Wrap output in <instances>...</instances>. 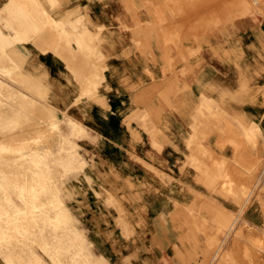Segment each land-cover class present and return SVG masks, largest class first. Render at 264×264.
Wrapping results in <instances>:
<instances>
[{"label":"crops","instance_id":"0c3cea01","mask_svg":"<svg viewBox=\"0 0 264 264\" xmlns=\"http://www.w3.org/2000/svg\"><path fill=\"white\" fill-rule=\"evenodd\" d=\"M170 1L0 0V82L75 135L86 163L72 182L75 208L115 217L113 195L143 246L156 242L121 254L96 244L109 263L182 264L174 225L236 215L264 227V0Z\"/></svg>","mask_w":264,"mask_h":264},{"label":"rangeland","instance_id":"374dc122","mask_svg":"<svg viewBox=\"0 0 264 264\" xmlns=\"http://www.w3.org/2000/svg\"><path fill=\"white\" fill-rule=\"evenodd\" d=\"M170 2L174 7L180 6L182 4H185L187 7V0H175L173 2ZM203 6V0L196 1L197 9ZM249 9L250 8H248V10ZM209 20H211L212 26H216L217 24L221 23V19L219 18H212L207 20L203 18H197L196 25L197 27H203L205 23L209 22ZM19 101L20 104H18ZM16 103L20 106L17 105L16 108L11 107L12 105L16 106ZM22 104L25 107H23ZM9 107L10 109L15 108L13 110L14 112L10 110ZM8 109L11 111V114L7 116L8 112L10 113ZM0 111L3 112V114L1 112L3 116L0 114L2 116H0V260L3 264H43L42 261H45L46 264H115L109 263L108 259L103 255V250H109L112 253L121 254L123 249H129V247L132 246L135 253H137V251H143V249L147 250L156 246V242L149 243L150 246L148 247L143 246V237L139 239L137 229L127 224L128 214L126 210L120 207L119 201H116V198L113 195L108 196L105 201L106 204L112 207L116 212L115 217L108 210L92 211L90 209L83 210L75 208V206L77 205V194L75 192V187L72 186V182L75 179L76 171L85 166L86 163L83 161L80 163L77 162V159L79 157L77 150L81 147L76 145L74 141L75 135L67 137L61 134V130L58 126L61 118L56 113V111L47 108L45 105H43V103L31 102L27 98L19 97L17 93L15 94L14 92H12L11 94V91L8 90V87L2 82H0ZM5 113L6 115H4ZM20 116L24 117L25 120ZM44 116L45 118L48 117V119H45ZM19 119L20 121H18ZM26 119L28 120V122L26 121ZM11 120L14 122V125ZM21 120H24L27 123L22 124ZM28 123L30 127H28ZM42 123L44 124V126ZM19 125H21L22 128H20L21 126ZM26 126L29 129H32H30L32 133H29L31 131L27 130ZM17 127L19 130L17 129ZM22 129L25 131H23ZM17 131L25 133L26 137H24L25 135L22 134L24 135H21L22 138L20 136L22 140L20 138H13L18 134ZM12 134L14 135L12 136ZM19 134L17 135L18 137ZM48 136L50 137L49 139H47ZM23 139L27 141H23ZM48 140H50L48 142V144L50 143V147L48 146V144H46V141ZM40 143L43 144L41 145ZM44 144L49 148L47 147L48 149H45ZM37 145H39L40 147L39 150L37 149L35 151ZM32 148H34V150ZM43 148L45 149L44 152L42 151ZM47 150L48 153L46 154L45 151ZM49 150L51 152H49ZM38 151L41 152V155H39ZM34 152L37 153V155ZM4 153L6 155H4ZM29 154L30 158L28 157ZM42 155L46 157L44 158ZM51 156L53 157L51 158ZM24 157L26 159H24ZM35 157L37 159L33 161L32 159H34ZM49 158L50 160L52 159L51 162ZM47 159L49 162H47L46 164L45 161ZM53 161H56V163H52ZM66 162L68 165L66 164ZM2 163L4 164L2 165ZM48 163L51 164L49 165V168ZM15 165L17 166L15 167ZM35 165H39L41 167ZM15 168L17 170H20L16 171ZM32 168L35 171H33ZM12 171L14 173H12ZM46 171H48L50 174ZM55 173L58 174L54 175ZM53 175L55 177H53L52 179ZM56 176H58V179H60L59 181L56 180ZM86 180L89 181L90 179L86 177ZM52 181H55V184L52 183ZM49 183L53 185L50 186ZM47 184L50 187L47 186ZM35 188H37V190ZM47 188L49 191H51V193L54 194L53 195L50 193L52 197L48 193L49 191L47 190ZM53 189L54 191H52ZM40 191L42 192L39 193ZM41 195H43L42 197L45 198L44 200H42L43 198L40 197ZM97 196L100 197V194H97ZM38 197L41 198V202ZM2 212L4 213L2 214ZM234 216L236 215H229L224 224L208 225L204 224V220H201L202 224L199 225H174L171 231L173 232V234L170 237L172 238L173 247L175 252L177 253V256L179 258L184 257V261L182 264H264V227H255L242 222L238 224V221H236L237 219ZM90 218H96L97 220L99 219L106 226L97 227L96 230H93L88 225H86V221H88ZM233 218L235 220H233ZM111 219H113L119 225V236L111 231L109 221ZM137 228L141 229L143 227L137 226ZM62 232L64 233V235L62 234ZM27 234L28 236H26ZM93 235H96L103 240L99 241V243H95L92 241ZM42 236L44 237L42 238ZM45 237H47V239H45ZM48 239L50 240V242ZM65 239L67 241H65ZM63 240L65 242H63ZM39 243H41L42 245ZM96 244H99L101 248H103V250L101 251L100 249H98V246ZM66 245L69 248H66ZM50 247L55 248V251ZM18 249L20 251L24 250V252H20ZM10 250L11 252H9ZM74 250L75 253H73ZM17 251L20 253H17ZM1 252H4V254ZM94 252L97 255H95ZM9 253L11 254L9 255ZM21 254L23 255V257ZM89 254H92L93 257H90ZM17 258L20 261L16 260ZM76 260L79 262H77ZM122 261L125 264H134L130 258H123Z\"/></svg>","mask_w":264,"mask_h":264},{"label":"bare ground","instance_id":"6f19581e","mask_svg":"<svg viewBox=\"0 0 264 264\" xmlns=\"http://www.w3.org/2000/svg\"><path fill=\"white\" fill-rule=\"evenodd\" d=\"M139 1H140V0H139ZM143 1H144V0H143ZM193 1H194V0H193ZM224 1H225V0H224ZM224 1H223V2H224ZM150 2H151V1H150ZM151 3H152V2H151ZM165 4H166V3H165ZM170 4H171V3H170ZM143 5H144V4H143ZM163 5H164V4H163ZM217 5H218V4H217ZM145 6H146V5H145ZM169 6H170V5H169ZM190 6H191V5H190ZM158 7H159V5L157 6V9H158ZM164 7H165V6H164ZM181 7H182V6H181ZM183 7H185V6H183ZM145 8H146V7H145ZM159 8H160V7H159ZM185 8L187 9L188 7H185ZM189 8H190V7H189ZM192 8H193V7H192ZM149 9H150V8H149ZM165 9H166V7H165ZM178 9H179V8H178ZM178 9H177V10H178ZM182 9H183V8H182ZM202 9H203V8H202ZM208 10H209V9H208ZM210 10H211V9H210ZM145 11H146V10H145ZM159 11H160V9H159ZM172 11H174V10H172ZM197 11H198V10H197ZM204 11H205V10H204ZM146 12H148V10H147ZM161 12L163 13V11H161ZM185 12H186V11H185ZM202 12H203V11H202ZM150 13H151V12H150ZM150 13H149V14H150ZM164 13H165V12H164ZM183 13H184V12H183ZM195 13H196V12H195ZM176 14H177V12H176ZM187 14H188V13H187ZM191 14H192V13H191ZM44 15H45V14H44ZM47 15H48V14H47ZM162 15H164V14H162ZM173 16H174V15H173ZM189 16H190V15H189ZM191 16H192V15H191ZM191 16H190V17H191ZM44 18H45V17H44ZM163 18H164V17H163ZM176 18H177V17H176ZM187 18H188V16H187ZM166 19H167V18H166ZM172 19L174 20L175 18H172ZM184 19H185V18H184ZM176 20H177V19H176ZM176 20H175V22H176ZM150 21H151V20H150ZM164 21H165V20H164ZM169 21H170V20H169ZM169 21H168V22H169ZM181 21H182V20H181ZM189 21H190V20H189ZM191 21H192V20H191ZM191 21H190V22H191ZM36 22H37V21H36ZM153 22H154V20H153ZM166 22H167V21H166ZM168 22H167V23H168ZM172 22H173V21H172ZM172 22H171V23H172ZM178 22H180V21L178 20ZM149 23H150V22H149ZM181 23H183V22H181ZM38 24H39V23H38ZM151 24H152V23H151ZM151 24H149V25H151ZM183 24H185V23H183ZM186 25H187V24H186ZM154 27H155V26H154ZM156 27H157V25H156ZM167 27H168V26H167ZM168 28H170V27H168ZM166 29H167V28H166ZM27 32H28V31H27ZM17 34H18V33H17ZM37 34H38V33H37ZM156 34H157V33H156ZM159 35H160V34H159ZM21 37H22V36H21ZM166 38H167V37H166ZM171 38H172V36H171ZM161 40H162V39H161ZM169 40H170V39H169ZM172 40H173V39H172ZM22 41H23V40H22ZM170 41H171V40H170ZM155 42H156V41H155ZM171 42H172V41H171ZM171 42H170V43H171ZM143 44L145 45V43H143ZM150 44H151V43H150ZM154 45H155V44H154ZM170 45H171V44H170ZM180 46H181V45H180ZM155 47H156V46H155ZM178 47H179V46H178ZM143 48H144V47H143ZM145 50H146V49H145ZM149 52H150V51H148L147 53H149ZM151 52H152V51H151ZM143 53H144V52H143ZM233 53H234V52H233ZM9 56H11V55H9ZM146 56H147V55H146ZM153 56H154V55H153ZM164 56H165V55H164ZM168 57H170V56H168ZM88 58H90V56H89ZM177 60H178V59H177ZM21 61H22V60H21ZM86 62H88V60H87ZM86 62H85V63H86ZM149 62H150V61H149ZM83 64H84V63H83ZM171 64H172V63H171ZM169 65H170V64H169ZM170 70H171V69H170ZM17 72H18V71H17ZM13 73H14V72H13ZM11 74H12V73H11ZM3 76H4V75H3ZM9 76H10V75H9ZM16 77H17V76H16ZM16 77H14V78H16ZM18 77H19V76H18ZM3 78H4V77H3ZM80 78L82 79V77H80ZM84 78H85V77H84ZM16 79H17V78H16ZM81 79H80V80H81ZM0 81H1V80H0ZM7 81H8V80H7ZM7 81H6V82H7ZM18 81H19V80H18ZM83 81H84V80H83ZM84 82H85V81H84ZM8 83H9V82H8ZM149 85H150V84H149ZM151 85H152V84H151ZM154 85H155V84H154ZM8 86H9V85H8ZM11 86H12V85H11ZM147 87H148V86H147ZM147 87H146V88H147ZM153 87H154V86H153ZM27 88H28V87H27ZM146 88H145V90H146ZM150 88L153 89L151 86H150ZM14 89H16V88H14ZM20 89H22V88H20ZM24 89H25V88H24ZM147 89H148V88H147ZM151 89H150V90H151ZM11 90H12V89H11ZM150 90L148 89V90H146V91L149 92ZM258 90H259V89H258ZM15 91H16V90H15ZM17 91H18V90H17ZM24 91H25V90H24ZM143 91H144V89H143ZM25 92H26V91H25ZM83 92H84V91H83ZM148 92H147V93H148ZM26 93H27V92H26ZM145 94H146V92H145ZM147 95H149V94H147ZM159 95H160V94H159ZM159 95H158L157 97H159ZM18 96L21 97L20 95H18ZM150 96H151V94H150ZM148 97H149V96H148ZM148 97H146V98L148 99ZM89 98H90V97H89ZM147 99H146V100H147ZM157 99H158V98H157ZM21 100H22V99H21ZM159 101H160V100H159ZM15 102H17V101H15ZM147 102H148V100H147ZM18 104H20V101H19ZM18 104L16 103V106H15V105H14V106H13V105H12V106L10 105V106L16 108ZM18 106H20V105H18ZM22 106H23V104H22ZM23 107H25V106H23ZM15 108L10 109V107H9V109L12 110V111H13ZM31 108H32V106H31ZM33 108H34V107H33ZM35 108H36V107H35ZM9 109H8V111H10ZM20 110H21V109H20ZM25 110H26V109H25ZM216 110H217V109H216ZM21 111H22V110H21ZM21 111H20V112H21ZM1 112H2V111H0V114H1ZM5 112H6V111H5ZM13 112H14V111H13ZM30 112H31V111H30ZM32 112H33V110H32ZM219 112H220V111H219ZM22 113H23V112H22ZM2 114H3V112H2ZM2 114H1V115H2ZM9 114H11V111H10V113L8 112L7 116H8ZM221 114H222V113H221ZM1 115H0V116H1ZM4 115H6V113H5ZM23 115H24V114H23ZM40 115H41V114H40ZM2 116H3V115H2ZM2 116H1V117H2ZM33 116H36V115H33ZM52 116H53V115H52ZM220 116H221V115H220ZM10 117H11V116H10ZM20 117H22V116H20ZM49 117H50V116H49ZM218 117H219V115L217 114V118H218ZM223 117H225V116L223 115ZM18 118H19V117H18ZM22 118H24V117H22ZM42 118H43V117H42ZM44 118H45V116H44ZM210 118H211V117H210ZM210 118H209V119H210ZM7 119H8V118H7ZM45 119H48V117L45 118ZM219 119H220V117H219ZM222 119H223V118H222ZM5 120H6V119H5ZM24 120H25V118H24ZM24 120H23V121L21 120V121H22V124H26V123L28 122L27 119H26L27 122L24 121ZM29 120H30V119H29ZM204 120H205V119H204ZM210 120L212 121V119H210ZM210 120H209V121H210ZM18 121H20V119H19ZM11 122H13V121L11 120ZM41 122H42V121H41ZM212 122H214V121H212ZM52 123H53V122H52ZM208 123H209V125H210L211 122H208ZM221 123H222V122H220V124H221ZM20 124H21V123H20ZM42 124H43V123H42ZM42 124H41V127H42ZM13 125H14V122H13ZM13 125H12V126H13ZM28 125H29V123H28ZM28 125H27V126H28ZM0 126H1V125H0ZM19 126H21V125H19ZM19 126H18V127H19ZM23 126H24V125H23ZM27 126H26L27 130L31 131L32 129L30 128V129H31V130H30V129L28 128V127H30V125H29L28 127H27ZM31 126H32V125H31ZM35 126H36V125H35ZM43 126H44V124H43ZM18 127H17V129H18ZM2 128H4V127H2ZM20 128H22V126H21ZM15 129H16V128H15ZM33 129H35V128H33ZM38 129H39V128H38ZM38 129H37V130H38ZM40 129H41V128H40ZM18 130H19V129H18ZM22 130H23V129H22ZM22 130H21V131H22ZM37 130H35V131H37ZM23 131H25V130H23ZM23 131H22V132H23ZM43 131H44V130H43ZM14 132H16V131H14ZM19 132H20V131H19ZM19 132L17 131L18 134H19ZM12 133H13V132H12ZM17 133H16V134H17ZM29 133H32V131L29 132ZM0 134H1V133H0ZM18 134H17V135H18ZM22 134L25 135V133H21V132H20L19 137H18L17 135H15L13 138H15V139H16V138L19 139L20 136H21ZM13 135H14V134H12V136H13ZM24 135H22V136H24ZM33 135H34V133H33ZM16 136H17V137H16ZM22 136H21V138H22ZM29 136H30V134H29ZM4 137H5V136H4ZM24 137H26V135H25ZM52 137H53V136H52ZM52 137H51V138H52ZM21 138H20V139H21ZM27 138H28V137H27ZM29 138H30V137H29ZM49 138H50V137L48 136L47 139H49ZM160 138H162V137H160ZM43 139H44V138H43ZM21 140H22V139H21ZM21 140H19V141H21ZM45 140H46V139H45ZM162 140H164V139H162ZM23 141H27V140H24V139H23ZM42 141H43V140H42ZM49 141H50V140L46 141V144H48ZM51 141H52V140H51ZM165 142H166V140H165ZM43 143H44V142H43ZM43 143H42V144H43ZM32 144H33V143H32ZM37 144H38V142H37ZM40 144H41V143H40ZM40 144H39V145H40ZM42 144H41V145H42ZM34 145H35V144H34ZM39 145L36 146L37 148L35 149V151H36L37 149L39 150V147H40ZM48 146L50 147V143L48 144ZM48 146H47V147H48ZM51 146H52V145H51ZM170 146H171V145H170ZM32 147H33V146H32ZM41 147H42V146H41ZM44 147H45V149L47 148L45 144H44ZM49 147H48V148H49ZM48 148H47V149H48ZM193 148H194V147H193ZM32 149L34 150V148H32ZM41 149H42V148H41ZM45 149L43 148L42 151L44 152ZM189 149H191V147H190ZM202 150H203V149H202ZM40 151H41V150H40ZM40 151H38V152H39V155H41L40 153L42 152V151H41V152H40ZM190 151H191V150H190ZM190 151H189V152H190ZM205 151H206V149H205ZM43 152H42V153H43ZM45 152H46V154H47V153H48V150L45 151ZM49 152H51V151L49 150ZM30 153H31V152H30ZM34 153H35V152H34ZM191 153H193V152H191ZM200 153H201V152H200ZM206 153H207V152H206ZM35 154L37 155V153H35ZM43 154H44V153H43ZM46 154H45V155H46ZM2 155H3V153H2ZM4 155H6V154L4 153ZM17 155H18V154H17ZM26 155H27V154H26ZM33 155H34V154H33ZM33 155H31V156H33ZM36 155H35V156H36ZM50 155H51V153H50ZM56 155H57V154H56ZM196 155H197V154H196ZM205 155H206V154H205ZM205 155H204V156H205ZM243 155H244V154H243ZM18 156H19V155H18ZM29 156H30V154L28 155V157H29ZM42 156L44 157V155H42ZM42 156H41V157H42ZM53 156H54V155H53ZM53 156H51V158H52ZM204 156H203V157H204ZM5 157H6V156H5ZM16 157H17V156H16ZM36 157H38V156H36ZM36 157H35L34 159H32V160L34 161L35 159H37ZM45 157H46V156H45ZM45 157H44V158H45ZM197 157H198V156H197ZM201 157H202V156H201ZM203 157H202L201 160L206 161L205 159H203ZM29 158H30V157H29ZM38 158H39V157H38ZM7 159H8V158H7ZM10 159H12V158H10ZM10 159H9V160H10ZM14 159H15V158H14ZM18 159H19V158H18ZM21 159H22V158H21ZM24 159H26V158L24 157ZM198 159H199V157H198ZM19 160H20V159H19ZM28 160H30V159H28ZM39 160H40V159H39ZM49 160H50V158H49ZM51 160H52V159H51ZM51 160H50V162H51ZM66 160H67V159H66ZM69 160H70V159H69ZM69 160H68V161H69ZM21 161H22V160H21ZM68 161H67V162H68ZM204 161H202V163H207V162H204ZM16 162H17V159H16ZM24 162H25V160H24ZM43 162H44V161H43ZM45 162H46V164H47V162H49L48 159H47ZM67 162H66V164H67ZM20 163H21V162H20ZM38 163H39V162H38ZM52 163H56V161H55V162L53 161ZM69 163H71V162H69ZM202 163H201V164H202ZM3 164H4V163H2V165H3ZM7 164H8V162H7ZM7 164H6V166H7ZM17 164H19V163H17ZM29 165H31V164H29ZM29 165H28V167H29ZM43 165H44V164H43ZM43 165H42V166H43ZM49 165H51V164L48 163V168H49ZM64 165H65V162H64ZM67 165H68V164H67ZM67 165H66V166H67ZM9 166H10V165H9ZM9 166H8V168H9ZM16 166H17V165H15V167H16ZM35 166H39V165H35ZM66 166H65V168H66ZM208 166H209V165H208ZM10 167H11V166H10ZM13 167H14V165H13ZM39 167H41V166H39ZM68 167H69V166H68ZM76 167H77V166H76ZM11 168H12V167H11ZM26 168H27V167H26ZM30 168H31V166H30ZM30 168H29V169H30ZM51 168H52V167H51ZM61 168H62V167H61ZM61 168H60V169H61ZM208 168H209V167H208ZM212 168H213V167H212ZM235 168H237V167H235ZM15 169H16V168H15ZM15 169H14V170H15ZM42 169H43V168H42ZM18 170H20V169H18ZM18 170L16 169V171H18ZM32 170H33V168H32ZM52 170H53V169H52ZM235 170H236V169H235ZM33 171H35V170H33ZM38 171H39V170H38ZM50 171H51V170H50ZM46 172H48V171H46ZM56 172H57V171H56ZM12 173H14V172L12 171ZM30 173H31V172H30ZM48 173H49V172H48ZM10 174H11V173H10ZM10 174H9V175H10ZM49 174H50V173H49ZM57 174H58V173H55L54 175H57ZM5 175H6V174H5ZM54 175L52 176V179H53V177H55ZM49 176H50V175H49ZM56 177H57L56 180L59 181L60 179H58V176H56ZM11 179H12V178H11ZM39 179H40V178H39ZM42 180H43V179H42ZM54 180H55V178H54ZM38 181H39V180H38ZM58 181H57V182H58ZM34 182H36V181H34ZM54 182H55V181H54ZM54 182L52 181V183H54ZM57 182H56V183H57ZM21 183H22V182H21ZM21 183H20V186H21ZM49 184H50V186L53 185V184L51 185V183H49ZM54 184H55V183H54ZM22 186H23V185H22ZM47 186H49V185L47 184ZM50 186H49V187H50ZM18 187H19V184H18ZM25 187H26V186H25ZM38 187H40V186H38ZM45 187H46V186H45ZM56 188H57V187H56ZM35 189L37 190V188H35ZM39 190H40V189H39ZM47 190H48V188H47ZM56 190H57V189H56ZM48 191H49V190H48ZM52 191H54V189H53ZM41 192H42V191H40L39 193H41ZM44 192H45V191H44ZM48 193L50 194L51 191H49ZM54 193H55V192H54ZM56 193H57V192H56ZM37 194H38V193H37ZM42 194H43V193H42ZM49 194H48V195H49ZM51 194H53V193H51ZM51 194H50V196L52 197ZM44 195H45V194H44ZM53 195H54V194H53ZM55 195H56V194H55ZM23 196H25V195H23ZM35 196H37V195H35ZM42 196H43V195H41L40 197H42ZM47 197H48V196H47ZM36 198H37V197H36ZM38 198H39V197H38ZM42 198H43L42 200L45 199L44 197H42ZM40 199H41V198H39V200H40ZM42 200H40V202H41ZM49 200H50V199H49ZM49 200H48V201H49ZM57 200H58V199H57ZM198 200H199V199H198ZM52 201H53V200H52ZM0 202H1V201H0ZM46 202H47V201H46ZM54 202H55V200H54ZM192 202H193V201H192ZM0 204H1V203H0ZM26 204H27V203H26ZM38 204H39V203H38ZM0 206H1V205H0ZM27 206H28V205H27ZM2 207H3V206H2ZM29 207H30V206H29ZM0 208H1V207H0ZM3 208H4V207H3ZM47 209H48V208H47ZM1 211H2V210H1ZM55 211H56V210H55ZM55 211H54V212H55ZM50 212H51V211H50ZM52 212H53V210H52ZM176 212H177V211H176ZM3 213H4V212H2V214H3ZM19 214H20V213H19ZM53 214H54V213H53ZM181 215H182V214H181ZM7 217H8V216H7ZM15 217H16V216H15ZM234 217H236V216H234ZM31 218H32V217H31ZM35 220H36V219H35ZM233 220H235V219L233 218ZM9 221H10V220H9ZM236 221H237V220H236ZM52 222H53V221H52ZM57 222H58V221H57ZM1 223H2V219H1ZM30 223H31V222H30ZM37 223H38V222H37ZM32 224H33V223H32ZM56 226H57V224H56ZM61 227H62V226H61ZM65 227H66V226H65ZM62 229H65V228H62ZM66 229H67V228H66ZM39 230H40V228H39ZM54 230H55V229H54ZM55 232H56V231H55ZM63 232H64V231H63ZM63 232H62V234L64 235ZM51 233H52V232H51ZM228 234H229V233H228ZM66 235H67V234H66ZM74 235H75V234H74ZM26 236H28V234H27ZM46 236H47V235H46ZM53 236H54V235H53ZM57 236H58V235H57ZM69 236H70V235H69ZM72 236H73V235H72ZM43 237H44V236H42V238H43ZM67 237H68V236H67ZM210 237H211V236H210ZM222 237H223V236H222ZM18 238H19V237H18ZM60 238H61V237H60ZM62 238H63V237H62ZM74 238H75V237H74ZM224 238H225V237H224ZM16 239H17V238H16ZM45 239H47V237H45ZM49 239H50V238H49ZM49 239H48V240H49ZM43 240H44V239H43ZM52 240H53V239H52ZM18 241H19V240H18ZM35 241H36V240H35ZM45 241H46V240H45ZM57 241H58V240H57ZM65 241H67V240L65 239ZM65 241L63 240V242H65ZM80 241H81V240H80ZM80 241H78V242H80ZM21 242H22V241H21ZM49 242H50V240H49ZM52 242H53V241H52ZM70 242H71V241H70ZM72 242H73V241H72ZM24 243H25V242H24ZM26 243H27V241H26ZM26 243H25V244H26ZM31 243H32V242H31ZM34 243H35V242H34ZM54 243H55V242H54ZM66 243H67V242H66ZM225 243H226V242H225ZM36 244H37V243H36ZM36 244H35V245H36ZM39 244H41V243H39ZM75 244H76V243H75ZM41 245H42V244H41ZM50 245H51V244H50ZM63 245H64V244H63ZM68 245H69V244H68ZM27 246H28V245H27ZM38 246H39V245H38ZM64 246H65V245H64ZM69 246H70V245H69ZM73 246H74V245H73ZM45 247H46V245H45ZM56 247H57V246H56ZM15 248H18V247H15ZM40 248H41V247H40ZM47 248H48V247H47ZM50 248H53V247H50ZM66 248H69V247H67V245H66ZM73 248H74V247H73ZM73 248H72V249H73ZM11 249H12V248H11ZM19 249H20V247H19ZM19 249H18V250H19ZM53 249H54V251H55V248H53ZM63 249H64V248H63ZM76 249H77V248H76ZM221 249H222V248H221ZM45 250H46V248H45ZM48 250H49V249H48ZM65 250H66V249H65ZM65 250H64V252H65ZM67 250H68V249H67ZM19 251H20V250H19ZM52 251H53V250H52ZM58 251H60V250H58ZM58 251H57V252H58ZM61 251H62V249H61ZM78 251H79V250H78ZM6 252H7V251H6ZM9 252H11V250H10ZM20 252H24V250H23V251H20ZM20 252L17 251V253H20ZM46 252H47V250H46ZM50 252H51V251H50ZM57 252H56V253H57ZM64 252H63V253H64ZM67 252H68V251H67ZM71 252H72V251H71ZM215 252H216V251H215ZM255 252H256V251H255ZM1 253L4 254V252H1ZM25 253H26V252H25ZM32 253H33V251H32ZM56 253H55V254H56ZM58 253H60V252H58ZM58 253H57V254H58ZM73 253H75V250H74ZM6 254H7V253H6ZM6 254H5V255H6ZM10 254H11V253H9V255H10ZM14 254H15V252H14ZM14 254H13V255H14ZM60 254H61V253H60ZM76 254H77V253H76ZM215 254H216V253H215ZM250 254H251V253H250ZM262 254H263V253H262ZM21 255H22V254H21ZM21 255H20V256H21ZM35 255H36V254H35ZM44 255H45V254H44ZM62 255H63V254H62ZM83 255H84V254H83ZM89 255H90V257H93L92 254H89ZM33 256H34V254H33ZM54 256H55V255H54ZM54 256H53V257H54ZM60 256H61V255H60ZM250 256H251V255H250ZM253 256H254V255H253ZM8 257H9V256H8ZM14 257H15V256H14ZM22 257H23V255H22ZM67 257H68V256H67ZM67 257H65V258H67ZM69 257H70V256H69ZM77 257H78V256H77ZM248 257H249V256H248ZM30 258H31V257H30ZM32 258H33V257H32ZM49 258H50V257H49ZM55 258H56V257H55ZM65 258H64V259H65ZM252 258H253V257H252ZM62 259H63V258H62ZM78 259H79V258H78ZM213 259H214V256H213ZM16 260H19V259L17 258ZM16 260H15V261H16ZM31 260H32V259H31ZM65 260H66V259H65ZM251 260H252V259H251ZM257 260H258V259H257ZM19 261H20V260H19ZM67 261H68V260H67ZM76 261H77V260H76ZM80 261H81V259H80ZM82 261H83V260H82ZM210 261H211V260H210ZM253 261H254V260H253ZM28 262H29V261H28ZM33 262H34V261H33ZM65 262H66V261H65ZM77 262H79V261H77ZM77 262H76V263H77ZM260 262H261V261H260ZM17 263H18V262H17ZM42 263H43V264H46L45 261H42ZM69 263H70V261H69ZM74 263H75V262H74ZM84 263H85V262H84ZM212 263H213V262H212ZM14 264H15V263H14ZM18 264H19V263H18ZM21 264H22V263H21ZM71 264H73V263H71ZM251 264H252V263H251Z\"/></svg>","mask_w":264,"mask_h":264}]
</instances>
